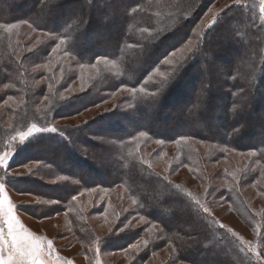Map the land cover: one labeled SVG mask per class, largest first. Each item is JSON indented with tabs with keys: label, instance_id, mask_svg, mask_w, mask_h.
<instances>
[{
	"label": "trees",
	"instance_id": "1",
	"mask_svg": "<svg viewBox=\"0 0 264 264\" xmlns=\"http://www.w3.org/2000/svg\"><path fill=\"white\" fill-rule=\"evenodd\" d=\"M30 1L33 4H30L29 9L21 8ZM146 1L138 0L123 8L120 31L114 38H110L107 44L81 51L76 49L80 39L84 38L78 31H93V22L89 16H80L76 23L70 22L71 17L66 18L65 8H61L68 4L67 0H12L9 5L0 6V153L6 148L11 134L9 128H26L31 121L36 120L51 123L54 120L76 117L97 106L110 104L107 95L115 94L120 89L133 91L129 97L120 99L112 108L99 114L93 122L68 129L64 136L48 132L36 134L23 146H15L8 170L26 168L28 165L33 167L27 168V174L6 178L4 183L16 193L28 194L43 202L29 206L24 211L31 218L38 220L53 215H64L67 227L82 247V251H89L99 244L100 250L107 254L126 250L138 243L141 249L128 264H264L262 255V259H254L243 241L218 226L214 218L208 216L202 208L204 198L214 202L217 196L224 197L243 226L250 231L259 228L258 243L264 246V210L262 214L252 211L247 198L240 194V190L250 188L254 193L264 195V177L257 182L264 169V132H256V140L251 143H247V139L243 137L247 132L245 127L249 124V114L257 111L255 107L252 108L253 104L264 103L263 25L259 22L254 8H226L215 25L207 31L193 61L188 63L185 58V62L180 65L184 68V75L181 73L180 77H177V69L172 70L163 80L157 75L153 83L156 93L147 98L138 97L135 94L136 89L151 72L162 73L173 68L163 64L165 59L187 43L190 29L194 28L206 7L212 2L185 0V8L194 7L193 18L186 20L185 24L171 30L172 32L159 36L158 31L152 32L154 11L150 8L151 5L144 11L137 10L131 15L127 14V9L130 11ZM243 10L246 12L245 16ZM59 16L62 18L59 19ZM81 19L83 24L80 23ZM132 22L135 24L133 28L130 25ZM22 23L28 29L14 37L17 35V26ZM128 28L132 37L127 38L130 32ZM43 33L48 36L55 35L56 39L50 38L47 41L39 37L40 42L33 46V40L29 37ZM63 40H67V44H61ZM142 41H145V44ZM222 41L227 43L223 44ZM53 46H56L57 50L51 53L49 51ZM227 51H233L237 57L242 56V65L235 67V71L232 69L227 72L226 76L230 79H216L212 84L215 85L214 90L217 91L218 97L228 99L233 104L235 102L234 107H240L241 110L232 109L230 106L220 108L226 116L233 110L229 114L233 116L234 121L225 120L219 131L210 132L204 129L202 118L208 110V105L214 102L210 92V95L206 94L207 98H212L210 103L204 98L199 107L192 111L193 122L182 131H179V128L182 124L186 125L184 115L177 125L171 128L158 129L156 123L159 120L156 118L153 124L140 126V120L152 113L156 106L161 108L160 116L165 113V100L167 101L181 84L185 87V78L200 75L196 71L198 60L208 61L209 58L204 60L205 55L222 58L227 55ZM63 53L75 54L81 64H62L56 56ZM98 59L118 62L117 65L122 66L120 79L116 80L111 74L99 85L95 83L92 86L91 80L86 81L87 71L84 68L83 71H78L77 68L94 64ZM248 68H251L255 76L261 74V79L251 83L246 77L243 81L236 77L231 78L232 71L240 73ZM188 82L189 92L186 95L191 96L194 80ZM208 86L210 88L211 84ZM227 89L232 90L233 94L226 91ZM19 97L21 98L18 99ZM181 98H185V93ZM16 100L22 103H17ZM16 104L19 105L17 109L14 108ZM131 105L132 110L128 109L125 113V109ZM8 115L12 116L10 121ZM167 116L170 117L169 114ZM120 120L129 121L130 128H121ZM103 126L107 129H103ZM135 133L148 135V140L159 141L161 147L180 141L182 137L219 144L233 148L239 153L248 151L254 155L251 157V166L248 165L247 170L243 171L245 173H241L238 181L228 180L227 193L222 190L215 194L214 190H209L204 197L199 198L186 187L168 181L160 173L149 168L141 154L128 151V146L121 140L128 141ZM74 137H79L80 142L74 140ZM92 137L109 143L111 147L98 145L89 140ZM111 143H117L118 146ZM85 148L88 150H85L87 156L82 153ZM158 154L159 152L155 151L150 153V156L159 158ZM97 155H103L106 163L96 164L99 162ZM181 155L183 163L188 167L191 163H188V160L185 162V153ZM85 157L95 164H89ZM205 172L199 165L198 178L203 176L208 179ZM246 173L249 179L248 175L245 178ZM192 175L195 176V172ZM205 182L208 183L206 180ZM117 187L124 190L127 205L132 203L129 215L133 218L128 221L126 214L121 210V215L119 214L117 221L111 224L109 231L99 237L92 229L90 220L97 219V224L110 221L112 217L115 220L118 212L117 197L113 199L105 195L102 204L96 207L95 195L98 192L87 198L82 197L81 201L76 200L75 196L81 191H91L95 188L114 195ZM138 220L141 221L140 226L132 227Z\"/></svg>",
	"mask_w": 264,
	"mask_h": 264
},
{
	"label": "rangeland",
	"instance_id": "2",
	"mask_svg": "<svg viewBox=\"0 0 264 264\" xmlns=\"http://www.w3.org/2000/svg\"><path fill=\"white\" fill-rule=\"evenodd\" d=\"M136 1L138 0H67L68 4L61 8H65L66 13L64 14V16H66V18L71 17L70 22L76 23L75 21L80 19V16H82L83 18L89 16V19L93 22V31H85V33L82 30L78 31V33L83 36L84 39H80L76 50L81 51L84 49H91L96 45L107 44L109 42V39L114 38V36L117 35L120 31L119 27L122 22L123 8L129 6V4L131 3L133 4ZM11 2L12 0H0V6L3 7L4 5H9ZM30 4H33V2L30 1L29 4L21 8L24 10L29 9ZM172 4H174L176 7H174L173 5V9H170ZM148 5H151L150 8L152 7V11H154V22L152 23L153 27H151L154 30L152 32L158 31L159 36L164 35L166 32H172L171 30L181 27L183 24H185L186 20H190L194 11L193 6V8H185V0H147L145 4L136 6L133 9H135V11H144L148 8ZM230 6H238L240 8L246 9L248 7L254 8V12L258 14L259 22L263 25V27L261 28H263L264 40V0H240L239 4L234 3V0H212L209 6L206 7V11L202 13L200 19L194 25V28L190 29L189 40L187 41V43H184V45L180 46L174 51L177 53V56L173 58L171 53L165 59V61L171 59L173 62L172 64H168L164 61L163 64L165 66L168 65L173 68L168 69L167 72L162 73L158 71L151 72L141 83L138 89H136V96H146L147 98L154 95L156 91L153 90V83H155L157 75L158 77L160 76V78H162L163 80L169 75V73L171 74V71L174 69H177L179 72H177V77H180L181 73L184 75V68L180 67V65L185 62V58H187L188 63H191L193 61V59L195 58L194 55L198 53V48L200 47V45L202 46V42L204 41L207 31L210 30L219 20L221 13ZM133 9H130V11H128L127 9V14L131 15L132 13H134L135 11H133ZM243 11V15L245 16L246 12L245 10ZM58 18L60 19L62 18V16H59ZM104 19L108 21L106 22ZM133 24L134 22L130 23L132 28L135 25ZM27 29L28 28L24 23L20 24L19 26H17V30H15L17 32L15 34L17 35H15L14 37H17L21 34V32H25ZM128 29L130 31V28ZM131 33V31L128 34L126 33L127 38L132 37ZM39 37L47 41L50 40V38L56 39L55 35L48 36L44 33L35 35L33 37H29L33 40V46H36L37 42H40ZM63 43L67 44V40H63ZM142 43L145 44V41H142ZM222 43L225 44L227 43V41H222ZM56 46H53L49 52L52 53L53 51L57 50ZM225 54L227 55L222 58H215V56L209 57L206 55V58L203 57L204 60L209 58L210 61L208 60L201 62L200 60H198L199 62H197L196 64V71L200 75H195L191 78H185V82H183L185 83V87L183 88L181 84L180 87L176 88V90L173 91L170 98H168L167 101L165 100L167 105L165 113L160 116L159 111L161 108L156 106V108L152 110V113L148 114L146 118L140 120V126L141 124L142 126L144 124L151 125L156 118L157 120H159L156 123L158 129H164L166 127L171 128L176 126V123H178V121L181 120L182 115H184L185 117H183L186 125L182 124L181 128H179V131H182L183 129L188 128L187 125L193 122L192 119H194V116L192 115V111L199 107V105L202 103V100H204V98H207L206 94L208 95L209 93L210 95V92L213 95L212 98L214 102L210 103V100L212 98L206 99L209 100L210 104L208 105V110L204 113V117L202 118L204 129L210 132H214L215 130L219 131L220 129H222V125L224 124L225 120L230 121V119H232V121H234L233 116L231 117L230 115L233 110H230V114L228 113L226 116L222 114V110H220V108H226L227 106H230L232 107V109L241 110L240 107H234L235 102L233 104L228 99L218 97V93L214 90L215 85L212 84V81L216 79H221L222 81L230 79L226 75L232 69L234 70L235 67L239 68L242 65L241 62L243 57H237V55L233 53V51H227ZM56 57L57 60H61L62 64H81L75 54L70 55L67 53H63L57 54ZM211 61L214 62L210 63ZM117 64L119 63L115 61L112 62V60L110 59H106V61L98 59V61H96L94 64H89L85 67L82 66L81 68H77V70L83 71L84 68L87 71V73L85 74L86 81L91 80L92 86H94L93 84L95 83H98L97 85H99L100 83L106 81L111 74L112 76H115L116 80L120 79L122 66H119ZM177 64L179 66H177ZM186 68L187 66H185V72ZM234 71H232L231 78L236 77L239 81H243L245 77L247 78V80L249 79L251 83L258 79H261V74L259 73V76H255L251 68H248L247 71H244L243 69L240 73H236ZM188 81H192L194 83V88H192L191 96L186 95V93L189 92L187 91V87H189ZM208 84H211L210 88ZM226 91L232 93V90L229 91V89H227ZM184 93L185 98L182 99L181 96L184 95ZM130 94H133V91L120 89L115 94L107 95V97L111 101L110 104L105 103V105L97 106L93 109L85 111L83 114L76 117L54 120L51 121V123L43 122L42 120L37 121L35 119L36 121H31L32 123H29L28 127L24 126L26 128H23V126H20L18 128H9V133L11 134L5 145V150L2 151L0 155H3L5 152L11 154V158L8 160L9 166L10 162L12 161V150L14 149V147L17 145L23 146L24 144H26V141L32 137H28L25 141L21 142V134L27 132L28 129L33 125H35L37 128L56 127L58 129L56 132L48 133H59L64 136L68 129L79 126L82 127L85 124L93 122L99 114L104 113L108 110V108H112L114 104L118 103L120 99H125L126 97H129ZM253 96L255 95L253 94ZM20 98L21 97H19L18 99ZM6 101L10 103L9 99H7ZM15 102L18 103L21 101L16 100ZM18 106L19 105L16 104L14 108L17 109L16 107ZM253 107H255L257 111L253 114H249V124H247V126L245 127V129L247 128V130H245L247 132L246 135H243V137L245 136L244 139H247V143H251L256 140V132H264V103H255L253 104L252 108ZM132 108V105L130 107H127L125 109V113H127L128 109L132 110ZM217 108L220 110V112L219 110H217ZM168 114L170 117L167 116ZM10 115H8L9 121L12 118V116ZM128 122L120 120V127L123 129H127L128 127L129 129L130 127ZM135 124H137V122ZM102 128L105 130L107 129L106 126H103ZM240 128L243 132L242 127ZM43 133L47 132H34L33 136ZM202 135L205 136L206 134L202 132ZM74 138V140L80 142L79 137ZM149 138L150 137L144 133L143 135H141V133H135L133 138L131 137V139H129L128 141H125V139L121 141L124 145L128 146V151L135 154H141L142 157H145L149 168H151L153 171L160 173V175L168 181L179 184L182 187H186L188 191L193 193V195L198 196L199 198H202V196L204 197L209 190H214L215 194H219L222 190H225V192L227 193L229 191L227 189L229 185L228 180L232 179V182L238 181L240 179L241 173L244 174L245 172L243 171L247 170L248 165L249 167L251 166V157L252 155H254L252 152L247 151L244 153H239L233 148L221 146L219 144L211 142L205 143L182 137L180 141H176L174 143H170L169 145L161 147L160 145L162 144L148 140ZM89 140L94 141L98 145L111 147L109 143L103 141L101 142L99 141V139L93 137ZM111 145H114L116 147L118 146L117 143H111ZM72 146L77 152L75 146ZM85 150L87 149H82V153L84 154L83 156L87 154ZM155 151L159 152V158L150 156V153H153ZM181 153H185V162H187L188 160V163H191L188 164V167L183 163V156L181 155ZM65 156L67 155L65 154ZM97 157V160L99 162L96 164L106 163L105 157L103 155H97ZM148 157H151V159H149ZM85 160H87L89 164H93L91 159H87V157H85ZM107 165H109V163ZM199 165L203 170H206L205 176H207L208 179H205V177L203 176H201V178H198V176H200V173H198ZM31 167H33V165H28L26 168L18 167L12 170H8V168H0V183L4 184V193L8 197V203L13 205V215L20 221V224L23 225V227L34 236L42 238L45 242V246H47L48 242H51L50 250L45 247V254L43 258L44 264H128L135 257V255H137V252L141 249L139 247L140 244L138 245V243L135 244L137 245L136 248H133L131 246L126 250L111 252L107 254L103 253V251L100 250L99 244L94 245V247L92 249H89V251L87 249L88 252L82 251V247L79 245V243L76 242L75 237H73V235L70 233L67 227V219L64 217V215H53L36 220L24 213V211L29 206L43 204V202L31 195L16 193L5 185L4 180L13 176L18 177L27 174V168ZM193 167L195 168V170ZM193 172H195V176L192 175ZM201 174L203 175V173ZM91 175L94 176L95 174L91 173ZM247 175L248 174L246 173L245 178L247 177ZM263 177L264 169L260 173L257 182L260 179H263ZM209 179L211 180L210 182L208 181ZM247 179H249V175ZM205 180L208 183H206ZM96 192H98V194L95 195L97 198L95 200L96 207L102 204L105 195H109V198L113 197L114 199L115 197H117L118 199L116 207V210L118 212L115 220L114 217H112V220L107 222L105 221L100 224H97V219L90 220V224L92 226V229H94V232H96L99 237H102L109 231L111 224L113 225V222L117 221L119 214L121 215V210H123L126 214L128 221L133 218L131 217V215H129L132 203L129 202L130 205H127L124 195L125 192L122 189L120 190L118 187L115 189L114 195H111L109 192H106L104 190L95 188L91 191H81L78 195L75 196V198L76 200L78 199V201H81L82 197L87 198L91 194H96ZM240 194L242 197L245 196L247 198L249 207L252 211H256L257 213L263 212L264 195H258L254 193V191L250 188L240 190ZM5 206H7V204ZM202 208L208 216L214 218L218 226L243 241L251 251L254 259H262L260 257V255H262V261H264V246L258 243L257 237L259 228L258 230L257 228H255L254 231H250L245 226H243L239 218L233 212L232 207L226 203L224 197L217 196V199L214 200V202H210L208 201V199L204 198ZM140 224L141 221L138 220L132 224V227H139ZM0 226L6 228V225L3 224V221H0ZM262 238L264 240V234ZM152 263L159 264L158 262Z\"/></svg>",
	"mask_w": 264,
	"mask_h": 264
},
{
	"label": "snow or ice",
	"instance_id": "3",
	"mask_svg": "<svg viewBox=\"0 0 264 264\" xmlns=\"http://www.w3.org/2000/svg\"><path fill=\"white\" fill-rule=\"evenodd\" d=\"M234 3L239 4L240 0H234ZM80 23H84L83 19L80 20ZM176 56L177 53L173 52L172 57ZM165 62L172 64L173 61L169 59ZM57 130L56 127L37 128L33 125L27 132L21 134L20 139L23 142L33 136L34 132H56ZM10 158L11 154L7 152L0 155V168L7 169ZM6 204L7 206H5ZM0 221L6 225V228L0 226V264H44L45 247L50 250L51 242L45 246L42 238L34 236L20 224V221L13 215V205L8 203L3 183H0ZM132 247L136 248L137 245H132Z\"/></svg>",
	"mask_w": 264,
	"mask_h": 264
}]
</instances>
